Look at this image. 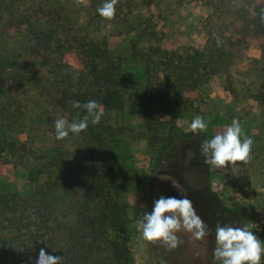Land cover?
<instances>
[{
	"label": "rangeland",
	"instance_id": "1",
	"mask_svg": "<svg viewBox=\"0 0 264 264\" xmlns=\"http://www.w3.org/2000/svg\"><path fill=\"white\" fill-rule=\"evenodd\" d=\"M141 2L134 0L133 10H138ZM54 3L4 0L0 6V133L34 150L26 155L22 149L15 155L0 151V192L24 195L30 188L31 171L42 166L45 170L43 164L52 155L66 160L71 164L72 181L49 198L51 208L59 217L80 226L86 209L89 216L107 218L110 210L116 209L121 220H126L122 224L127 228L128 264H150L149 241L138 224L143 212L151 211L155 196L167 188L189 196L213 238L217 223L247 225L251 230L264 225V106L256 98L261 86L254 84L258 72L238 63L229 74L214 75L199 88L203 99L199 111H180L174 118L160 109L149 124L145 109L128 90L121 110L102 104L99 87L84 63L80 32L48 12ZM156 5L162 13L160 24L177 44L205 45L212 38L210 30L219 35V26L235 22L230 11L212 15L211 8L199 0H156ZM70 13L75 15V8ZM38 33L46 43L49 39L42 34L52 35L54 45L45 43L37 48L34 40L40 39ZM148 46L147 41L141 44L142 49ZM47 48L52 51L45 53ZM116 51L126 57L130 52L127 41H120ZM123 63L132 81L143 83L142 60L131 57ZM89 100H95L103 112L99 123H91L90 117L85 131L56 139L55 120L63 116L71 122L83 117L86 110L73 104ZM196 116L208 122L206 131H192ZM233 118L240 120L253 140L250 159L221 167L207 163L200 151L202 143L225 131ZM170 131L175 136L171 144L166 141ZM177 177H182L181 184ZM47 178V173L38 176L40 182ZM8 216L0 210V255L5 257L10 250L19 249L7 226ZM107 223L110 233L99 237L107 242L100 251L96 244L93 250L87 246L80 249L95 260L94 264H99V259L113 264L115 252L108 240L117 230L114 221L107 219ZM119 242H123V235Z\"/></svg>",
	"mask_w": 264,
	"mask_h": 264
},
{
	"label": "trees",
	"instance_id": "2",
	"mask_svg": "<svg viewBox=\"0 0 264 264\" xmlns=\"http://www.w3.org/2000/svg\"><path fill=\"white\" fill-rule=\"evenodd\" d=\"M3 1L0 0V6ZM199 1L211 8L212 15L230 11L235 19L233 25L219 26V35L210 30L212 38L205 45L170 41L164 26L160 24L162 13L156 0H142L138 10L132 8L134 0H126L125 3L119 0L111 23L106 24L102 21H108V18L97 13V8L102 6L104 0H55L56 5L51 6L48 12L80 32L78 42L83 49L85 66L94 84L99 87L100 101L108 109L124 108L123 96L128 90L145 109V114L150 119L149 124L160 109L166 110L174 118L180 111H199L203 106V99L198 95L199 88L214 75L229 74L231 67L238 63L242 64V68L258 72L254 84L260 83L261 86L256 98L264 106V74L260 73H264V0ZM71 8H75V15H71ZM96 18L98 20L95 23ZM31 25L35 27L33 23ZM42 35L49 42L43 43L44 37L38 33L40 39L34 40L37 48L45 43L54 45L52 35ZM122 40H126L130 47L126 57L116 51ZM146 41L149 46L142 49L141 44ZM51 51L50 48L45 53ZM232 51L237 55L233 56ZM131 57L140 58L143 62L145 77L139 85L132 81L133 78L124 67L123 61ZM174 137V133L170 131L166 141L171 144ZM21 149L24 155L34 151L28 144L19 145L0 133L1 152L7 151L15 155ZM50 157L43 164L45 170L42 166L29 173L30 188L24 195L0 192V210L8 213L7 226L18 240L16 248H19L13 252L10 250L6 257L0 255V264H18L17 261L20 264H34L41 248L61 256V264H94L95 260L80 252V249L87 246L93 250L95 244L98 251L102 249V244L107 242L99 237L110 233L111 226L107 219L114 221L117 230L115 237L108 240L115 252L113 264H128L130 252L126 247L127 228L122 224L126 220H121L116 209L110 210L109 218L106 215L89 216L86 209L82 213L83 226H80L75 221L59 217L51 208L49 198L63 191L65 184H71L72 170L71 164H67L66 160L56 155ZM41 173L48 174V178L42 182L38 179ZM70 199L73 207L74 196L71 195ZM252 231L264 241V225ZM122 235L123 242H119ZM104 261L105 259H99L98 262L104 264ZM261 264H264V257Z\"/></svg>",
	"mask_w": 264,
	"mask_h": 264
},
{
	"label": "clouds",
	"instance_id": "3",
	"mask_svg": "<svg viewBox=\"0 0 264 264\" xmlns=\"http://www.w3.org/2000/svg\"><path fill=\"white\" fill-rule=\"evenodd\" d=\"M118 0H104L97 13L111 19L116 12ZM264 19V16H262ZM219 43V41H218ZM74 108H83L86 115L74 118L71 122L61 116L55 122L56 139L62 140L69 134L78 135L85 131L91 123H99L103 112L95 100L81 104L76 101ZM208 122L201 116H196L191 129L195 132L207 130ZM253 140L247 136L238 118H233L226 130L206 139L200 148L206 162L218 167L237 161L247 162L250 159ZM138 228L147 241H162L169 249L177 248L182 240L177 233L183 228L194 233L197 239L208 234V225L197 214L193 202L186 196H163L155 199L151 211H144ZM214 258L219 264H261L264 257V241L247 225L238 226L229 223H217L215 226ZM34 264H61V256L54 255L45 248L39 250Z\"/></svg>",
	"mask_w": 264,
	"mask_h": 264
},
{
	"label": "flooded vegetation",
	"instance_id": "4",
	"mask_svg": "<svg viewBox=\"0 0 264 264\" xmlns=\"http://www.w3.org/2000/svg\"><path fill=\"white\" fill-rule=\"evenodd\" d=\"M181 178L177 177L180 181ZM179 180L177 182L181 184L182 181ZM171 183L169 180V184ZM161 195L189 198L183 191L178 192L169 188L156 195L155 199ZM177 236L181 238L182 243L175 249H169L162 241H149L150 264H212L216 260L213 255L215 238L209 232L202 239H197L194 233L182 228Z\"/></svg>",
	"mask_w": 264,
	"mask_h": 264
}]
</instances>
